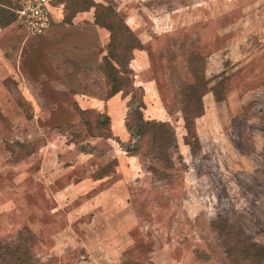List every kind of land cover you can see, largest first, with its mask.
<instances>
[{
    "label": "rangeland",
    "instance_id": "374dc122",
    "mask_svg": "<svg viewBox=\"0 0 264 264\" xmlns=\"http://www.w3.org/2000/svg\"><path fill=\"white\" fill-rule=\"evenodd\" d=\"M52 1L0 0V264H264V0Z\"/></svg>",
    "mask_w": 264,
    "mask_h": 264
},
{
    "label": "trees",
    "instance_id": "16d2710c",
    "mask_svg": "<svg viewBox=\"0 0 264 264\" xmlns=\"http://www.w3.org/2000/svg\"><path fill=\"white\" fill-rule=\"evenodd\" d=\"M89 1L91 0H85L86 3H89ZM91 3V5H94L93 1H91ZM11 13L13 14L14 12L11 11ZM14 15L15 14H13V18ZM115 15H117L116 11L111 8H105L104 10H102L101 15L96 17V23L108 29L111 36L109 44L110 50H108V53L104 58L106 65L110 70V72L108 71L109 77L114 82V89L112 90L113 94L119 92L122 89V86H124L125 84V79L128 80L129 78L126 77L127 75H125V68L129 66L130 61L133 58V55L131 56L133 49L143 48V43L135 36H128V38L131 39L130 41L128 40V38H122V34H125L127 36V33H129L131 35V31L128 29L127 25H124L123 27L119 25L118 28L117 22L110 19L111 17H115ZM126 52L130 54L128 57L127 55H125ZM196 106L199 107L198 104ZM106 118L110 122V117L108 115H106ZM241 243L244 244L243 241ZM247 245H249L250 249L253 247V250H255V253L251 252L252 256L255 257L256 254L264 256V244L262 245L261 243L255 242L247 243ZM250 249L248 253H250Z\"/></svg>",
    "mask_w": 264,
    "mask_h": 264
},
{
    "label": "built area",
    "instance_id": "2783aa9c",
    "mask_svg": "<svg viewBox=\"0 0 264 264\" xmlns=\"http://www.w3.org/2000/svg\"><path fill=\"white\" fill-rule=\"evenodd\" d=\"M18 24L27 35H42L52 26V0H10Z\"/></svg>",
    "mask_w": 264,
    "mask_h": 264
},
{
    "label": "crops",
    "instance_id": "0c3cea01",
    "mask_svg": "<svg viewBox=\"0 0 264 264\" xmlns=\"http://www.w3.org/2000/svg\"><path fill=\"white\" fill-rule=\"evenodd\" d=\"M0 6H1V4H0ZM11 6H12V3H11V1L9 0V6H7V8L10 10V12L12 11V12H14L12 9H11ZM2 8H4L5 9V12L7 11V9L5 8V7H3V6H1ZM54 11H56L55 9H54ZM12 14V13H11ZM13 14H15V12L13 13ZM13 14H12V16H13ZM57 13L55 12V13H53V16H54V21L56 20V18H57ZM59 16V15H58ZM7 18L9 17L8 15L6 16ZM8 20V19H7ZM54 21H53V23H54ZM14 22H16V14L14 15ZM51 30V29H50Z\"/></svg>",
    "mask_w": 264,
    "mask_h": 264
}]
</instances>
